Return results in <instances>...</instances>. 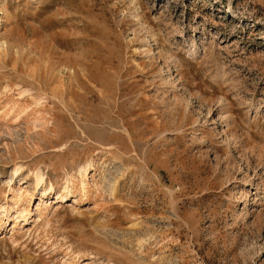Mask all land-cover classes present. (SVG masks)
<instances>
[{
    "label": "rangeland",
    "instance_id": "obj_1",
    "mask_svg": "<svg viewBox=\"0 0 264 264\" xmlns=\"http://www.w3.org/2000/svg\"><path fill=\"white\" fill-rule=\"evenodd\" d=\"M0 264H264V0H0Z\"/></svg>",
    "mask_w": 264,
    "mask_h": 264
},
{
    "label": "bare ground",
    "instance_id": "obj_2",
    "mask_svg": "<svg viewBox=\"0 0 264 264\" xmlns=\"http://www.w3.org/2000/svg\"><path fill=\"white\" fill-rule=\"evenodd\" d=\"M14 191V190H13ZM13 195V194H12Z\"/></svg>",
    "mask_w": 264,
    "mask_h": 264
}]
</instances>
